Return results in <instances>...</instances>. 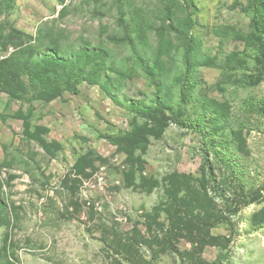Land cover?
Returning a JSON list of instances; mask_svg holds the SVG:
<instances>
[{
	"label": "rangeland",
	"instance_id": "obj_1",
	"mask_svg": "<svg viewBox=\"0 0 264 264\" xmlns=\"http://www.w3.org/2000/svg\"><path fill=\"white\" fill-rule=\"evenodd\" d=\"M255 13L0 0V264H264Z\"/></svg>",
	"mask_w": 264,
	"mask_h": 264
},
{
	"label": "built area",
	"instance_id": "obj_2",
	"mask_svg": "<svg viewBox=\"0 0 264 264\" xmlns=\"http://www.w3.org/2000/svg\"><path fill=\"white\" fill-rule=\"evenodd\" d=\"M105 168L101 167L97 170L93 176L92 181H85L81 190V197L85 196L86 204L92 206L91 198L95 194H100L101 192H107L108 181ZM91 197V198H90Z\"/></svg>",
	"mask_w": 264,
	"mask_h": 264
},
{
	"label": "trees",
	"instance_id": "obj_3",
	"mask_svg": "<svg viewBox=\"0 0 264 264\" xmlns=\"http://www.w3.org/2000/svg\"><path fill=\"white\" fill-rule=\"evenodd\" d=\"M237 6L240 7L243 12L245 11V7L240 2L237 3ZM253 27L260 35H264V22L262 20L259 22V15L257 13H255L253 17Z\"/></svg>",
	"mask_w": 264,
	"mask_h": 264
}]
</instances>
